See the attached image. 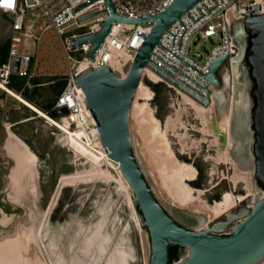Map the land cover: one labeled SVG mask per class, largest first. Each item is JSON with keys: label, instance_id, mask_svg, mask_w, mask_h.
Wrapping results in <instances>:
<instances>
[{"label": "rangeland", "instance_id": "rangeland-1", "mask_svg": "<svg viewBox=\"0 0 264 264\" xmlns=\"http://www.w3.org/2000/svg\"><path fill=\"white\" fill-rule=\"evenodd\" d=\"M9 24V18L0 13V50L8 41ZM239 28L241 26L239 27L237 22L230 23L231 32ZM241 32H244L243 35L246 36L247 31L242 30ZM233 44L236 47V44ZM202 47L209 50L212 45L209 42H200L195 47L192 43L193 52L201 50ZM20 49H24L32 57L30 70L32 77L30 79L36 78L39 82H42V85L38 88V94L35 96L38 101L42 102L45 96L51 95L54 89V83L50 81L52 79L59 81L65 78L68 73L69 62L62 40L54 29H49L42 34L38 42L25 40L20 45ZM237 52L236 47V54H238ZM203 56L205 59L207 54L203 52ZM239 59L238 72L235 76V78L237 77L235 79L237 89L230 93V95L233 94L235 102V104L233 103L232 119L233 117L240 118L246 111L247 99L244 95V88L246 87L248 92L252 86V82L247 75L244 77L247 82L243 83L241 81V66L243 64ZM226 70L228 72L230 67ZM30 79H27V81H30ZM149 82L154 83L147 76H144L141 81L144 87L150 88L148 86ZM154 84L157 85L159 92L156 94L153 91V99L148 102L147 109H150L151 114L160 121L161 128L167 130L170 147L177 159L195 168H200L201 173L198 179L188 182L192 188L201 190V193L195 191V197L212 205L215 201L220 200L225 192L232 193L235 198L245 196L247 191L244 182L234 180V176L247 175L253 181V156L248 153L247 162L240 161L233 150V143L228 147L229 149L227 148L229 152L225 151L224 154L218 155V151L213 145L214 138L207 132L206 123H202L203 120L201 119L203 117L200 112L167 86L161 83ZM27 89L31 91L34 88L29 83ZM47 89H51L50 92L46 93ZM227 99V101L225 99L224 106L221 104L215 106V116L219 121L227 114V108L230 104L229 96H227ZM248 102L251 105L253 103L252 98L249 97ZM136 103L139 107L145 103V100L142 96H139ZM138 107L135 116H130L129 123L133 152L154 195L167 212L172 217L178 218L182 224L192 229L206 228L221 216L211 217L210 214H202L194 209H179L173 202L168 201L160 194V190L156 186V180L143 159L144 153L142 152L146 148L150 149L153 141L150 142L149 135L142 138L138 133V125L141 126ZM167 118L172 119L169 127L166 124ZM54 120L60 123L61 117H56ZM146 124L148 123L146 122ZM11 134L19 138L24 144L29 143L30 147L26 145L37 157L34 171L37 177L38 201L33 210L13 201L15 191L13 190L11 177L17 166L14 158L7 151L8 141L12 138ZM64 134L49 121L38 117L31 109L0 89V209L6 215L8 214L5 222L0 214L1 241L17 234L21 238H26L25 236L29 231L31 234L34 233L36 228L40 227V218L43 212L48 209L50 203L55 201L49 211L46 226L43 230L44 236L42 235V237L45 241L42 240V242L41 239L37 238L38 244L41 245V254H38L46 264H56V261L60 258H63L67 263L72 256L82 257L80 250L84 246L86 238L90 236L94 226L100 220H104L102 232L108 236V242L105 244L108 252L112 248H121L128 254V264H148L149 241L147 232L145 229L136 226L133 208L128 203L129 197L125 190L120 189V178L115 169L109 167L108 171L110 170L109 173L111 174L109 180L105 178L88 179L77 184L65 185L57 193L58 181L62 175L90 169V165L86 163L85 159L76 155L67 145ZM251 145L252 143H250V147ZM6 177L10 182L7 190L3 183V179ZM129 196L133 197L132 194ZM201 214L202 216H200ZM71 234L72 236H70ZM49 244H52L54 249L57 247L53 253L47 248L45 249V245ZM35 248L38 251L39 246L36 245ZM98 254H96V257ZM102 257L99 264H104L107 253L103 254Z\"/></svg>", "mask_w": 264, "mask_h": 264}, {"label": "water", "instance_id": "water-1", "mask_svg": "<svg viewBox=\"0 0 264 264\" xmlns=\"http://www.w3.org/2000/svg\"><path fill=\"white\" fill-rule=\"evenodd\" d=\"M201 1L203 0H174L169 6L151 15L127 18L116 13L112 0H105L106 9L103 12L107 14V18L100 31L72 41L74 46L91 43L85 54L87 59L94 60L116 24L149 23L152 24V29L144 37L124 75H118L110 66L86 68L78 73L76 84L85 95L86 107L96 123L102 147L107 149L109 158L118 165L122 178L132 192V204L138 223L148 235V264H260L264 261V193L249 208L243 206L237 212L230 210L224 214V218L213 222L209 227L188 229L172 217L156 198L133 152L129 128L130 112L144 72L147 68L155 72L150 63L155 48L161 46V38ZM247 12L241 26L249 32L251 46L247 59L251 67L250 76L256 86L253 91L256 105L252 116L256 134L254 174L264 187V12H261L259 6L248 9ZM94 15L96 14L87 18ZM196 43L197 40L193 44ZM209 43L213 44L212 41ZM202 51L208 52L205 47ZM193 56L201 60L203 55L195 53ZM231 60L228 55H221L210 63L208 72L204 75L207 80L203 87L206 104L201 105L208 107L211 104V89L222 86L218 72ZM18 64L19 60L14 59L13 72L18 71ZM66 113L61 108L52 111L51 116L56 118ZM222 137L224 139V134ZM246 201L251 203L249 199ZM0 214L2 219L3 214L7 218L2 209ZM226 229L230 232L229 235L222 236L221 233ZM170 247L179 248L173 263H169Z\"/></svg>", "mask_w": 264, "mask_h": 264}, {"label": "built area", "instance_id": "built-area-1", "mask_svg": "<svg viewBox=\"0 0 264 264\" xmlns=\"http://www.w3.org/2000/svg\"><path fill=\"white\" fill-rule=\"evenodd\" d=\"M112 1L119 16L137 18L158 12L174 0ZM256 6L264 12V0H203L198 3L189 14L182 16L181 22L171 26L161 38V46L155 48L150 66L155 70L158 83L180 96L185 95L200 104H206L203 87L207 80L204 75L210 63L221 55H228L230 59L236 55L228 13L231 12L235 22H241L248 15L247 10ZM105 9V0H0V13L10 20L9 51L7 60L0 64V83L7 86L11 75L30 79L32 57L20 49V45L25 40L38 42L44 32L54 29L62 40L69 62L65 85L54 110L64 108L67 111L61 116L60 123L67 125L73 133H85L78 139L85 144L91 140L100 143V138L96 123L86 107L85 95L76 84L78 73L86 68L110 66L118 75H124L144 37L152 29L149 23L129 26L117 24V30L114 31L112 27L94 60H89L85 54L91 43L74 46L72 41L99 32L107 18L103 12ZM93 14L96 15L87 18ZM195 40V47L200 42L212 41V48L206 53L205 59L204 56L201 60L193 56L195 53L203 55L202 49L193 52L192 43ZM118 54L129 57L130 61L122 58L120 68L114 69L111 63L117 60ZM14 59L19 60L17 72L12 70ZM82 64H85L84 67ZM95 130L97 135L94 134Z\"/></svg>", "mask_w": 264, "mask_h": 264}, {"label": "bare ground", "instance_id": "bare-ground-1", "mask_svg": "<svg viewBox=\"0 0 264 264\" xmlns=\"http://www.w3.org/2000/svg\"><path fill=\"white\" fill-rule=\"evenodd\" d=\"M228 16H229V21L233 22L234 18L231 12L228 13ZM122 25L123 24H121V26ZM117 27H118L117 24L114 25V31L117 30ZM240 31H242L241 28H239V32ZM122 58L124 60L127 59L128 61H130L129 57L124 56L122 54H118L117 60H114L111 63L114 69L120 68L122 64ZM84 65L85 64H82L81 66L84 67ZM237 66H238V58H235L230 62L231 69L229 73L222 72V74H224V76L226 77V78L224 77L226 81L231 82L229 87L232 93L237 89L236 80H235L237 78V77L235 78L237 74L236 72H238ZM227 75H228V80H227ZM144 76H147L154 83H158L159 81L155 72H153L149 68L145 70ZM0 89L8 93L12 98L17 100L18 102L22 103L23 105L31 109L35 114L38 115V117L46 119L56 128H58L63 133H65L64 134L65 140L67 145L70 147V149L76 155H78L82 159H85L86 163L90 165L89 170L71 173L68 175H62L58 181L57 193L65 185L77 184L82 181H87L88 179L105 178L106 180H109L111 179V174L109 173L110 170L108 171V169L109 167H111L117 171L120 178L119 179L120 182L119 186L121 187L120 189L126 191L129 197L128 203L133 208L132 197L129 196L132 194V192L128 184L122 178L118 165L109 158L108 151L107 149L102 147L101 142L100 143L94 142L92 140L87 144L80 142L78 139H80L82 135L85 136V133H81V132L73 133L68 128L67 125H62L57 121H55L54 119L50 118L45 113H43L38 108H36L34 105L24 100L20 95L8 89L2 83H0ZM153 95L154 93L150 88L144 87L143 84L140 83L132 104V108H131L132 110L130 112V116L132 117L135 116V113L137 112L136 108L138 107L136 103L137 98L139 96H142L143 99L145 100V103L138 107V114L140 113L139 117L141 119L139 120L141 126L138 125V133L142 138H146V135H149L150 142L153 141L152 142L153 145L151 146V148L150 147H149L150 149L146 148V150L142 152L144 153L143 159L146 162V166L149 167L148 169L150 170V173L156 180V186L158 187V190H160V194L163 197H165V199H168V201L170 200L171 202H173L175 206H177L179 209H185V208L188 210L194 209L202 214H206V215L210 214L211 217H219V216L223 217V215L226 212L234 209V207L236 206V202H235L236 199H239V201L245 199H249L250 201L252 200L251 203L249 202V204L251 205L254 200L261 198L263 194L259 193L258 189L255 188L253 181H251V179H249L247 175L234 176L235 177L234 180L236 181L241 180L244 182L245 189L247 191L245 196H239L235 198L232 193L225 192L222 195L221 199L215 201L212 205H209L208 203L196 198L194 195L195 191L201 193V190H196L192 188L188 184V182L194 181L197 178V169L194 166L184 162H180L177 159L176 155L174 154V152L170 147V143L167 138V130H163L161 128L160 121L151 114L150 109H147L148 102L153 99ZM182 98L186 102L190 103L192 107L195 108L198 112H200V114L203 117V119H201L203 120L202 123L204 122L206 123V127L208 128L207 132H209L213 136L212 138H214L213 145L216 148V151H218V155H220L221 153L224 154V152L229 149L228 147H230V145L233 143L231 137L233 103L235 104L233 100V94L229 95L230 104L228 106L227 114L220 121L216 117H214V115L216 114L215 106L219 104L218 93H216V91H214L213 94L211 95V104L208 107L201 105L191 97L188 98L187 96L183 95ZM170 118H167L166 124L168 127L171 124V120H172ZM146 122L148 124L145 125ZM214 124L216 125V129H215L216 131L214 130ZM94 134L95 135L98 134L97 130H95ZM223 134H224V139L222 137ZM11 135L12 138H10L8 141L7 151L14 158L17 166L13 171V176L11 177V179L13 180L11 183H13V190L15 191L13 201L25 207L28 206L33 210L37 206V201H38L37 177L35 174L36 172L34 171V167L37 162V157L29 150L26 144H24L19 140V138H17L13 134ZM218 158L221 159L220 157ZM3 181L7 190V187L10 183L9 179L6 177L3 179ZM252 196L254 197L252 198ZM54 202L55 201L50 203L48 209L43 212L40 218L41 219L40 227L38 226V228H36L34 233L31 234L30 231L28 230L29 233H27V235L25 236L26 238L24 237L21 238L17 234L16 236L5 238L4 241H1L0 239V264H46L44 259H41V256H39L41 254V247H40L41 245H39L40 243L38 244V239H41V241L44 240L42 237L44 232L43 230L44 227L46 226L49 211L51 207L54 205L53 204ZM133 211H134V222L136 226L141 228L138 223L136 211L134 208ZM202 214L200 216H202ZM2 220L4 222L7 220L4 214ZM103 225H104V220H100L94 226V229L91 232L90 236L86 238L84 246L81 248V250L79 249L82 253L83 258L72 256L70 260L67 261V263L63 258H60L56 261V264H99V261L103 258L102 257L103 254L106 253H107V258L106 260L104 259V264H128L127 263L128 254H126L124 249L112 248V250L108 252L107 248H105V244L108 242V236L102 232ZM38 234L40 238L38 237ZM70 236H72V234ZM36 245L37 247L39 246L38 251L35 248ZM46 248L47 250H50L51 253H53V251L57 249V247L54 249L52 244L45 245V249ZM96 252L99 253L97 257H96L97 254ZM260 264H264V261L261 262Z\"/></svg>", "mask_w": 264, "mask_h": 264}, {"label": "flooded vegetation", "instance_id": "flooded-vegetation-1", "mask_svg": "<svg viewBox=\"0 0 264 264\" xmlns=\"http://www.w3.org/2000/svg\"><path fill=\"white\" fill-rule=\"evenodd\" d=\"M237 23H238L239 26H241L240 25L241 22H237ZM241 29L243 31H245L242 26H241ZM243 33L244 32H241V31L239 32V29H236V31L231 32L232 42L236 44V47H237V50H238V52H237L238 54H236L237 56L235 55L236 57L234 56L232 58V60L235 59V58H240L241 59V62L243 64L241 66V79H242L241 81L246 83L247 81H245L244 77L247 75L250 78L248 65H247V63L245 61V55H246L247 46H248V44H247L248 32H246L247 33L246 36L243 35ZM229 64L225 65L224 68L220 69L219 72H218V75H219V78L221 80L222 86L220 88H212L211 89L212 90V94H213L214 91H216V93L219 94L218 103L223 105V106L225 105V102L228 100L227 96H229L230 93H232V91H231V89L229 87L231 82L230 81L229 82L226 81V79H225L226 77L224 76V74H222V72H227L226 68L230 67ZM230 69H231V67H230ZM227 80H228V75H227ZM250 80H251V78H250ZM251 82H252V80H251ZM252 85H253V82H252ZM246 89L247 88L245 87L244 88V95H245V98L247 99L246 111L238 119H237V117H233V119H232V127H231V137H232V142H233V145H234L233 150H234L235 154L238 156L240 161H242V162L246 161L247 162L248 153H249V155L253 156V159H254V171H255L254 144H255V135L256 134H255L254 125H253V121H252L253 111H254L255 107H254V100H253V98L251 96L252 86L250 87L248 92L246 91ZM249 97L252 98V100H253V103L251 105L248 102V98ZM225 99H226V101H225ZM219 104H217V105H219ZM250 143H252L251 147H250ZM198 176H199V173H197V178L196 179H198ZM253 183H255L254 186H255L256 189H258L259 193L263 194L264 193V188H262L260 186V184H259V181L256 180L255 174H254V178H253ZM235 202H236V206L234 207L235 209H232V211H234V212H237L243 206L248 207V208L250 207V204H249V202L246 201V199L242 200V201H239V199H236ZM222 218H224V215H223V217L221 216V218H219L217 220H221ZM175 219L181 225H183L184 227H186L188 229H192V228L182 224V222H180V220L178 218H175ZM217 220H215V221H217ZM215 221H213V222H215ZM209 226H207V227H209ZM192 230H196V229H192ZM229 233L230 232L228 231V229H226L225 231H223L221 233V235L222 236H227V235H229ZM178 252H179V249L177 251V254H178Z\"/></svg>", "mask_w": 264, "mask_h": 264}, {"label": "trees", "instance_id": "trees-1", "mask_svg": "<svg viewBox=\"0 0 264 264\" xmlns=\"http://www.w3.org/2000/svg\"><path fill=\"white\" fill-rule=\"evenodd\" d=\"M247 52L245 55V61L248 65V69H249V74L251 73V67L248 63V50L251 46L250 43V36H249V32H248V38H247ZM8 51H9V45L8 42L5 43L0 50V64L5 62L7 60L8 57ZM251 78V76H250ZM55 79H52L50 82L54 83V89L51 93V95L49 96H45L44 101H38V98L36 99L35 96L38 94V88L40 87V85H42V82H39L38 79L36 78H32L30 79V81H27L26 77H19L17 75H11L10 80L8 85L6 86L8 89H10L11 91H13L14 93L20 95L24 100H26L27 102L31 103L32 105H34L36 108H38L40 111H42L43 113H45L47 116H49L52 119H56L55 117L51 116L52 111H54V107H55V103L56 100L58 98V96L60 95V93L62 92L64 85H65V78H62L59 81H54ZM253 85H252V91H251V96L254 100V107L256 105L255 102V98L253 96V91L255 90L256 86H255V82L254 79L251 78ZM29 83L33 86V90L29 91L27 89V86L29 85ZM148 86L152 89V91H154L156 94H158L159 90H157V85H155L154 83H148ZM51 89H47V92H50ZM29 146V143H26ZM30 147V146H29ZM198 173H201V170L199 167H196ZM260 186L262 188H264L261 183L259 182ZM178 247H170V252H169V263H173L176 256H177V251H178Z\"/></svg>", "mask_w": 264, "mask_h": 264}, {"label": "crops", "instance_id": "crops-1", "mask_svg": "<svg viewBox=\"0 0 264 264\" xmlns=\"http://www.w3.org/2000/svg\"><path fill=\"white\" fill-rule=\"evenodd\" d=\"M7 42H8V45H9V36H8V41Z\"/></svg>", "mask_w": 264, "mask_h": 264}, {"label": "snow or ice", "instance_id": "snow-or-ice-1", "mask_svg": "<svg viewBox=\"0 0 264 264\" xmlns=\"http://www.w3.org/2000/svg\"><path fill=\"white\" fill-rule=\"evenodd\" d=\"M8 6H11V4H8Z\"/></svg>", "mask_w": 264, "mask_h": 264}]
</instances>
